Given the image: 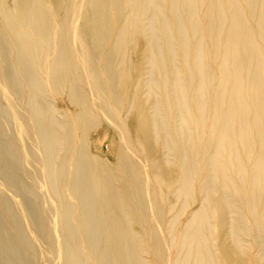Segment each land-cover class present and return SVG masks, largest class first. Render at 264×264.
Masks as SVG:
<instances>
[{"label": "bare ground", "instance_id": "bare-ground-1", "mask_svg": "<svg viewBox=\"0 0 264 264\" xmlns=\"http://www.w3.org/2000/svg\"><path fill=\"white\" fill-rule=\"evenodd\" d=\"M0 264H264V0H0Z\"/></svg>", "mask_w": 264, "mask_h": 264}, {"label": "rangeland", "instance_id": "rangeland-1", "mask_svg": "<svg viewBox=\"0 0 264 264\" xmlns=\"http://www.w3.org/2000/svg\"><path fill=\"white\" fill-rule=\"evenodd\" d=\"M92 142L95 143L94 140H92ZM99 148H100V149H104V148H105V150H106L107 145L104 143V144H103L102 146H100Z\"/></svg>", "mask_w": 264, "mask_h": 264}]
</instances>
